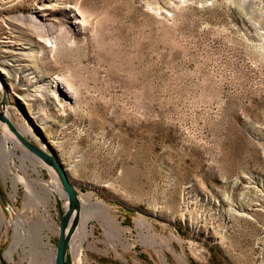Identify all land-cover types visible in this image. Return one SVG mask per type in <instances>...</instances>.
Returning <instances> with one entry per match:
<instances>
[{
	"label": "rangeland",
	"instance_id": "1",
	"mask_svg": "<svg viewBox=\"0 0 264 264\" xmlns=\"http://www.w3.org/2000/svg\"><path fill=\"white\" fill-rule=\"evenodd\" d=\"M42 26L77 44L37 57ZM1 48L14 126L107 207L82 209L72 264H264V0H0ZM18 188L0 172V264H54L67 197L39 240L4 255L17 214L46 213Z\"/></svg>",
	"mask_w": 264,
	"mask_h": 264
},
{
	"label": "bare ground",
	"instance_id": "2",
	"mask_svg": "<svg viewBox=\"0 0 264 264\" xmlns=\"http://www.w3.org/2000/svg\"><path fill=\"white\" fill-rule=\"evenodd\" d=\"M77 13L79 14V17L76 19L75 23H78L84 26V24L88 21L87 20L88 18L83 12L80 13L79 9H77ZM39 14L41 16L40 17L41 19L43 20L46 19L47 14L45 12H41ZM42 27L45 28L44 26ZM78 30L80 31L82 29H78ZM22 33H26V32L23 31ZM70 34L73 35L72 33ZM3 37L8 38V36L6 35H3ZM65 37L67 39L66 44L63 42L65 40ZM70 37L68 36V30H65L62 28L58 30L45 28L44 31H42L41 29V33L38 34V37L36 38L35 36L36 46L40 48L37 54V57L43 56L45 52H55L54 53L55 55L58 49L69 48V47L75 46L77 44V40L73 36L71 37V39ZM42 41L43 43H41ZM4 42L7 47L12 46V43L8 39H4ZM61 44H64V46H60ZM3 51H8V50H3V48H1L0 52L2 53ZM21 57H15L11 60L21 61L22 60ZM55 59L57 60L56 55H55ZM0 60H1L0 61L1 63L4 62L2 59ZM18 64H22V63L19 62ZM21 66H26V64H23ZM56 78L62 84V88H64L65 92H67L68 89H71V87L69 86L71 85L70 81L68 80V77L66 76L65 73L63 72L58 73ZM65 82L68 83L69 85H67ZM50 83L52 86V82ZM34 96L36 97L38 96V94H34ZM22 99L26 101L27 98L22 97ZM29 99H33V98H29ZM0 108L3 109L7 118L10 119L13 123L14 119L11 116L12 112L9 109V106L6 105V103L5 105H1V101H0ZM15 125L17 128H19V126L20 128H22L23 126L22 124L18 126L16 123ZM23 128L27 132L33 133L30 127H26L24 125ZM9 142H12L13 144ZM19 149L22 150L21 154H19L18 153L19 151H17ZM42 164H43L42 161L35 158L33 155L29 154L26 151V149L22 147L18 139L14 136L13 133H11V131L10 132L4 131L2 134L0 133V172L2 173V176L6 182L9 179L11 181V185H12L11 195L13 197H17V195L19 194L18 187L21 184L24 186V190H25L24 207L27 209H30L32 207L31 206L32 203L44 204V207H45L44 210L46 212L45 214L41 213V211L37 212V216H38L37 220L30 218L29 216H23L22 213L19 212V214H17L16 220L14 221L12 220L14 224L13 230H14L15 239L12 245L6 250L4 254L8 256L10 260L13 259V251L15 250L16 244L18 242L22 240L25 242L24 244H31L32 242L37 241L42 237L39 231V228H40L38 226L39 224H42L43 227H51L53 224H56V221L52 218V215L49 213V209L47 208V206L48 204L51 203L52 199H59V198L66 197L65 191L63 188L59 186L57 176L53 170H51L53 174L52 180H46L45 178L42 177L41 175V172H42L41 165ZM15 168L21 169L23 171V174L18 173V171H16ZM80 199H81L83 208L87 207L88 209H93L94 206L97 205L99 208L97 209V212L101 213V215H104L102 213L105 212L107 207H105L101 201L99 200L95 201L91 193H86L84 196H81ZM64 206L66 209L68 206L67 201L65 202ZM91 211L92 210H89V212ZM5 221H6V214H5L3 207L0 204V225L4 223ZM37 222H39L38 225H37ZM87 224L88 222L85 221L84 226L81 229L83 238H85L87 234H89Z\"/></svg>",
	"mask_w": 264,
	"mask_h": 264
},
{
	"label": "water",
	"instance_id": "3",
	"mask_svg": "<svg viewBox=\"0 0 264 264\" xmlns=\"http://www.w3.org/2000/svg\"><path fill=\"white\" fill-rule=\"evenodd\" d=\"M1 105H5L4 98H2ZM0 122L6 124L23 146L49 166L55 172L57 179L61 183L67 197L68 206L65 211H61L60 213L59 236L54 256V264H72L69 251L70 242L80 224L83 209L79 192L68 178L65 168L58 159L52 153L47 152L34 142L28 140L18 131L12 121L7 118L2 108H0ZM0 198L6 205L7 203L1 189Z\"/></svg>",
	"mask_w": 264,
	"mask_h": 264
}]
</instances>
